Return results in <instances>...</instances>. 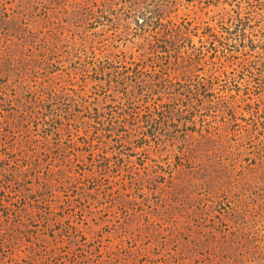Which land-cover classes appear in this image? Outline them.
I'll use <instances>...</instances> for the list:
<instances>
[{"label": "rangeland", "instance_id": "rangeland-1", "mask_svg": "<svg viewBox=\"0 0 264 264\" xmlns=\"http://www.w3.org/2000/svg\"><path fill=\"white\" fill-rule=\"evenodd\" d=\"M0 264H264V0H0Z\"/></svg>", "mask_w": 264, "mask_h": 264}]
</instances>
